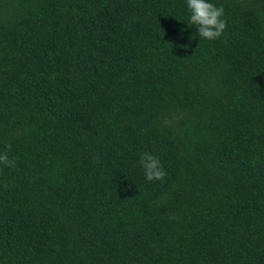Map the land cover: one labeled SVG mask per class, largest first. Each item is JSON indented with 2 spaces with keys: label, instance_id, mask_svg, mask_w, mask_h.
Wrapping results in <instances>:
<instances>
[{
  "label": "trees",
  "instance_id": "1",
  "mask_svg": "<svg viewBox=\"0 0 264 264\" xmlns=\"http://www.w3.org/2000/svg\"><path fill=\"white\" fill-rule=\"evenodd\" d=\"M208 2L0 0V264H264V0Z\"/></svg>",
  "mask_w": 264,
  "mask_h": 264
},
{
  "label": "clouds",
  "instance_id": "2",
  "mask_svg": "<svg viewBox=\"0 0 264 264\" xmlns=\"http://www.w3.org/2000/svg\"><path fill=\"white\" fill-rule=\"evenodd\" d=\"M186 6L190 13L187 24L195 26L199 37L205 40H214L222 35L226 28V22L221 19L224 15L223 7H217L208 0H186ZM178 47L186 48L187 45H178ZM0 164L13 167L15 161H9L5 152L0 154ZM140 165L144 169V175L148 181L162 180L165 176L159 159L152 154L142 153Z\"/></svg>",
  "mask_w": 264,
  "mask_h": 264
}]
</instances>
